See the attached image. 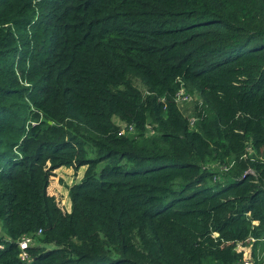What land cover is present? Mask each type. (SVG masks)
I'll return each instance as SVG.
<instances>
[{
	"label": "trees",
	"instance_id": "1",
	"mask_svg": "<svg viewBox=\"0 0 264 264\" xmlns=\"http://www.w3.org/2000/svg\"><path fill=\"white\" fill-rule=\"evenodd\" d=\"M0 226V264H262L264 0H0Z\"/></svg>",
	"mask_w": 264,
	"mask_h": 264
},
{
	"label": "rangeland",
	"instance_id": "2",
	"mask_svg": "<svg viewBox=\"0 0 264 264\" xmlns=\"http://www.w3.org/2000/svg\"><path fill=\"white\" fill-rule=\"evenodd\" d=\"M191 100H196V97L193 96L192 99L186 97L185 99L178 100L177 102L179 107L184 108L189 113L191 102L188 101ZM82 170L83 167L79 169L63 167L60 169H54L52 171V175L49 177V183L47 185L46 192L54 197L57 205L62 211L69 210L68 188L81 177L83 172ZM1 231L2 230L0 226V233Z\"/></svg>",
	"mask_w": 264,
	"mask_h": 264
},
{
	"label": "built area",
	"instance_id": "3",
	"mask_svg": "<svg viewBox=\"0 0 264 264\" xmlns=\"http://www.w3.org/2000/svg\"><path fill=\"white\" fill-rule=\"evenodd\" d=\"M186 98V95L181 91L179 90L177 92V95H176V98L175 100L178 101V100H183ZM30 242V240L28 238H22L19 242H18V247L19 249L22 251L21 254H20V258L21 259H24L25 258V253L23 252L25 250V248L28 246V243ZM242 264H250L248 261H244ZM264 264V262L262 263Z\"/></svg>",
	"mask_w": 264,
	"mask_h": 264
},
{
	"label": "crops",
	"instance_id": "4",
	"mask_svg": "<svg viewBox=\"0 0 264 264\" xmlns=\"http://www.w3.org/2000/svg\"><path fill=\"white\" fill-rule=\"evenodd\" d=\"M82 167H83V170H84V166H81V167H79V168H82ZM60 168H63V167H58V168H56V169H60ZM64 168H65V167H64ZM70 168H71V167H70ZM79 168H78V169H79ZM83 170H82V171H83ZM79 179H80V178H79ZM79 179H78L77 181H79ZM77 181H76V182H77ZM69 207H70V203H69ZM68 211H69V210H68ZM68 211H65V212H68Z\"/></svg>",
	"mask_w": 264,
	"mask_h": 264
}]
</instances>
